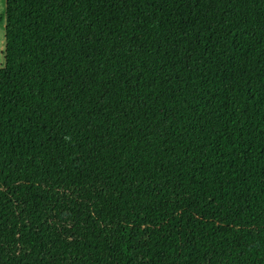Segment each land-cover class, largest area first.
<instances>
[{
    "label": "trees",
    "instance_id": "trees-1",
    "mask_svg": "<svg viewBox=\"0 0 264 264\" xmlns=\"http://www.w3.org/2000/svg\"><path fill=\"white\" fill-rule=\"evenodd\" d=\"M0 264H264V0H6Z\"/></svg>",
    "mask_w": 264,
    "mask_h": 264
},
{
    "label": "rangeland",
    "instance_id": "rangeland-1",
    "mask_svg": "<svg viewBox=\"0 0 264 264\" xmlns=\"http://www.w3.org/2000/svg\"><path fill=\"white\" fill-rule=\"evenodd\" d=\"M3 11L0 14L5 12L6 0L2 5ZM0 38H2V44H0V68L5 66V54H6V24L5 22L0 24Z\"/></svg>",
    "mask_w": 264,
    "mask_h": 264
},
{
    "label": "snow or ice",
    "instance_id": "snow-or-ice-1",
    "mask_svg": "<svg viewBox=\"0 0 264 264\" xmlns=\"http://www.w3.org/2000/svg\"><path fill=\"white\" fill-rule=\"evenodd\" d=\"M4 4V0H0V12L3 11L2 5ZM0 44H2V38H0Z\"/></svg>",
    "mask_w": 264,
    "mask_h": 264
}]
</instances>
